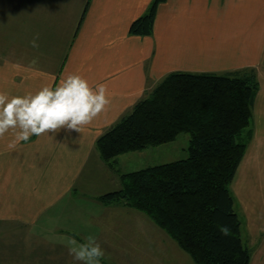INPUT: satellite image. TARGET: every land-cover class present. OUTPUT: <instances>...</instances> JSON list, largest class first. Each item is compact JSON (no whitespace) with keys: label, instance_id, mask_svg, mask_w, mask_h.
I'll return each mask as SVG.
<instances>
[{"label":"crops","instance_id":"crops-1","mask_svg":"<svg viewBox=\"0 0 264 264\" xmlns=\"http://www.w3.org/2000/svg\"><path fill=\"white\" fill-rule=\"evenodd\" d=\"M151 2L0 0V91L35 93L76 73L93 87L106 85L110 98L81 132L32 136L14 149L7 147L10 133L0 139V264H74L67 238L83 243L90 235L105 252L100 264H195L176 244L153 246L149 230L134 232L136 225L144 228L142 221L153 224L148 216L99 199L121 188V173L150 164L122 159L112 168L95 142L170 72L244 69H252L258 81L253 130L230 185L247 216L254 248L249 264H264V0H165L157 6L151 35L130 34L131 22ZM244 179L250 183L246 197L240 193ZM121 218L131 225L128 232L116 231ZM136 233L140 245L119 242Z\"/></svg>","mask_w":264,"mask_h":264},{"label":"trees","instance_id":"trees-1","mask_svg":"<svg viewBox=\"0 0 264 264\" xmlns=\"http://www.w3.org/2000/svg\"><path fill=\"white\" fill-rule=\"evenodd\" d=\"M164 1L152 0L129 33L151 35ZM257 88L252 69L167 74L97 138L95 147L114 168L120 154L186 133L187 157L121 173V188L99 199L147 215L195 264H249L229 186L252 137Z\"/></svg>","mask_w":264,"mask_h":264},{"label":"clouds","instance_id":"clouds-1","mask_svg":"<svg viewBox=\"0 0 264 264\" xmlns=\"http://www.w3.org/2000/svg\"><path fill=\"white\" fill-rule=\"evenodd\" d=\"M37 39L38 36L31 41L33 48L38 47ZM36 62V59L31 61L32 64ZM109 104L106 85L93 87L87 79L76 73L68 74L55 87L44 85L35 93L11 95L0 91V139L10 133L12 139L7 147L14 149L32 136L47 135L53 139L54 134L61 129L81 132ZM67 247L74 264H100L105 256L100 243L91 235L83 243L75 237H68Z\"/></svg>","mask_w":264,"mask_h":264},{"label":"rangeland","instance_id":"rangeland-1","mask_svg":"<svg viewBox=\"0 0 264 264\" xmlns=\"http://www.w3.org/2000/svg\"><path fill=\"white\" fill-rule=\"evenodd\" d=\"M188 140H189L188 134L180 133L176 136V138L174 140H172L168 143H165L164 145L161 144L158 146L157 145L156 146H148V147H146L145 150L143 148V149H139V150L126 152V153H124L123 156H121V159L119 160V162L115 163L116 168H117V165H121L122 159H125L126 164H129V165L134 164V166H136V165L141 164L142 161L145 164L151 165V164H162V163H166V162H169L172 160L186 158L187 157ZM249 142H248V144H249ZM248 144H247V146H248ZM139 151H142V152H139ZM138 155L140 157L136 158V157H138ZM261 160H262V163H261V170H262L261 184L264 186V158H262ZM132 161H134V162H132ZM252 173H253V170L251 169L250 173L248 174V177L253 176ZM249 184L250 183L245 180V183H243L241 185L240 193H242V197H246V194H248V190L250 188ZM229 189H230L231 195L233 196V199H234V210L237 213L239 220L241 222L240 231H241V239H242L243 245L246 248H248V250L251 252V250H253L254 248L252 247V245L250 244V241L248 239V232H247V225H246L247 216H246L245 209H244L243 205L241 204L238 195L235 193L232 185L229 186ZM262 198H264V196ZM134 210L138 211L136 209H134ZM138 212H140V211H138ZM140 213H142V212H140ZM149 219H150L151 223H153V224L148 225L147 223L142 221V225L144 228L137 229L136 227L138 225H136L133 228L134 232L135 231H141V230L142 231L149 230V242H150V245H153V246H158V244H162V242H164L165 245H171L172 243L177 245V243L162 228L157 226L151 218H149ZM124 220H127V218L124 217ZM124 220H123V218H121L120 220L118 219L117 224H116V231H121L123 233L129 231V229L131 228V225ZM134 220H136V217H134ZM122 221H124L125 223H121ZM135 222H137V221H135ZM8 225H16V224H8ZM14 228L15 229H23L24 227H22L20 225H16V226H14ZM156 229H160L163 234L157 235L155 233ZM163 235H164L165 239H163L164 238ZM141 236L142 235H139V233H136L134 235V238L133 237L131 238L130 236H128V237H125V240L120 239L119 242L122 243V241H124V242H126L125 244H127V245H133V244L134 245H140L141 244Z\"/></svg>","mask_w":264,"mask_h":264}]
</instances>
